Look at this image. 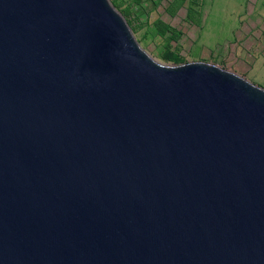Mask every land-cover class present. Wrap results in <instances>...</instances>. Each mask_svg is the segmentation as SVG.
<instances>
[{"label":"water","instance_id":"water-1","mask_svg":"<svg viewBox=\"0 0 264 264\" xmlns=\"http://www.w3.org/2000/svg\"><path fill=\"white\" fill-rule=\"evenodd\" d=\"M0 264H264V89L109 0H0Z\"/></svg>","mask_w":264,"mask_h":264},{"label":"rangeland","instance_id":"rangeland-1","mask_svg":"<svg viewBox=\"0 0 264 264\" xmlns=\"http://www.w3.org/2000/svg\"><path fill=\"white\" fill-rule=\"evenodd\" d=\"M109 2L153 60L206 62L264 89V0Z\"/></svg>","mask_w":264,"mask_h":264},{"label":"trees","instance_id":"trees-1","mask_svg":"<svg viewBox=\"0 0 264 264\" xmlns=\"http://www.w3.org/2000/svg\"><path fill=\"white\" fill-rule=\"evenodd\" d=\"M166 59H168V60H172V59H175V58H173V56L170 54V53H167L165 56H164Z\"/></svg>","mask_w":264,"mask_h":264}]
</instances>
